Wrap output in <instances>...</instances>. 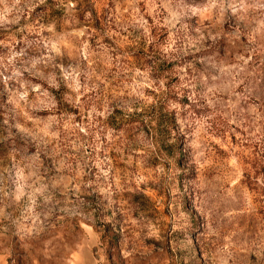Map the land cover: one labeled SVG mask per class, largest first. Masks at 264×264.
I'll list each match as a JSON object with an SVG mask.
<instances>
[{
    "label": "rangeland",
    "instance_id": "rangeland-1",
    "mask_svg": "<svg viewBox=\"0 0 264 264\" xmlns=\"http://www.w3.org/2000/svg\"><path fill=\"white\" fill-rule=\"evenodd\" d=\"M0 254L264 264V0H0Z\"/></svg>",
    "mask_w": 264,
    "mask_h": 264
},
{
    "label": "crops",
    "instance_id": "crops-1",
    "mask_svg": "<svg viewBox=\"0 0 264 264\" xmlns=\"http://www.w3.org/2000/svg\"><path fill=\"white\" fill-rule=\"evenodd\" d=\"M80 261V255L76 254L73 256V260L71 261L72 264H79ZM0 264H7V259L4 255L0 254Z\"/></svg>",
    "mask_w": 264,
    "mask_h": 264
}]
</instances>
